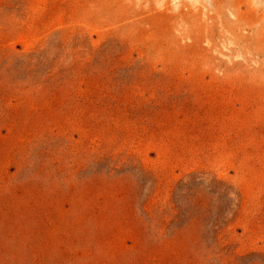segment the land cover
I'll return each instance as SVG.
<instances>
[{"label": "rangeland", "instance_id": "obj_1", "mask_svg": "<svg viewBox=\"0 0 264 264\" xmlns=\"http://www.w3.org/2000/svg\"><path fill=\"white\" fill-rule=\"evenodd\" d=\"M219 1L0 0V264H264V0Z\"/></svg>", "mask_w": 264, "mask_h": 264}, {"label": "bare ground", "instance_id": "obj_2", "mask_svg": "<svg viewBox=\"0 0 264 264\" xmlns=\"http://www.w3.org/2000/svg\"><path fill=\"white\" fill-rule=\"evenodd\" d=\"M192 1H193V0H192ZM220 1H221V0H220ZM220 1H219V2H220ZM225 1H226V0H225ZM228 1H229V0H228ZM226 2H227V1H226ZM193 3H194V2H193ZM221 3H222V2H221ZM227 3H228V2H227ZM225 4H226V3H225ZM233 4H234V3H233ZM234 5H235V4H234ZM225 6H226V5H225ZM234 7H235V6H234ZM134 8H135V7H134ZM155 8H156V7H155ZM162 8H166V7H165V6H164V7H161V10H162ZM219 8H220V7H219ZM165 10H167V9H164V12H165ZM170 10H171V9H170ZM181 10H182V9H181ZM189 10H190V12H191V9H189ZM222 10H223V9H222ZM142 11H143V10H142ZM184 11H185V10H184ZM184 11H183V12H184ZM197 11H198V10H197ZM218 11H219V10H218ZM238 11H239V10H238ZM164 12H163V13H164ZM168 12H169V11L167 10V12H165V13H168ZM179 12H180V11H179ZM186 12H188V11H185V14L187 15L188 13H186ZM216 12H217V11H216ZM216 12H215V13H216ZM172 13H173V12H172ZM172 13H170V14H172ZM192 13H193V12H192ZM152 14H153V13H152ZM155 14H156V13H154V15H155ZM175 14H176V13H174V15H175ZM181 14H182V13H181ZM168 15H169V14H168ZM174 15H173V17H174ZM182 15H183V14H182ZM191 15H192V14H191ZM157 16H158V15H157ZM157 16H156V17H157ZM166 16H167V14H166ZM169 16H171V15H169ZM188 16H189V15H188ZM188 16H187V17H188ZM199 16H200V14H199ZM223 16H224V15H222V18H223ZM235 16H236V15H235ZM161 17H163V15H162ZM173 17L171 16L172 19H174ZM177 17H178V16H177ZM200 17H201V16H200ZM242 17H243V16H242ZM242 17H241V18H242ZM154 18H155V16H154ZM158 18H159V17H158ZM168 18H169V17H167V19H168ZM184 18H185V17H184ZM216 18H217V17H216ZM239 18H240V15H239ZM239 18H238V19H239ZM243 18H244V17H243ZM151 19H152V16H151ZM175 19H176V18H175ZM191 19H192V18H191ZM207 19H208V18H207ZM235 19H236V18H235ZM238 19H237V20H238ZM156 20H157V19H156ZM159 20H160V19H159ZM159 20H158V21H159ZM176 20H177V19H176ZM182 20H183V19H182ZM192 20H193V19H192ZM202 20H203V19H202ZM204 20H206V19H204ZM221 20L223 21V19H221ZM239 20H240V19H239ZM149 21H150V20H149ZM165 21H166V19H165ZM168 21L170 22L171 20H168ZM172 21H173V20H172ZM183 21H184V20H183ZM233 21H235V20H233ZM181 22H182V21H181ZM194 22H195V21H194ZM207 22H208V21H207ZM207 22H206V24H207ZM218 22H219V20H218ZM230 22H231V21H230ZM239 22H240V21H239ZM239 22H238V23H239ZM244 22H245V21H244ZM151 23H153V22L151 21ZM157 23H158V22H157ZM175 23H176V22H175ZM203 23H205V22H203ZM209 23H211V22H209ZM216 23H217V22H216ZM220 23H221V22H220ZM233 23H234V22H233ZM251 23H253V22H251ZM155 24H156V23H155ZM172 24H173V23H172ZM227 24H228V23H227ZM229 24H230V23H229ZM241 24H242V23H241ZM249 24H250V23H249ZM132 25H133V24H132ZM151 25H152V24H151ZM156 25H157V24H156ZM156 25H155V26H156ZM170 25H171V24H170ZM215 25H216V24H215ZM231 25H232V23H231ZM242 25H243V24H242ZM242 25H240V26H242ZM244 25H245V24H244ZM244 25H243V26H244ZM148 26H149V25H148ZM174 26H175V25H174ZM202 26H203V25H202ZM204 26H205V25H204ZM151 27H152V26H151ZM151 27H150V28H151ZM153 27H154V25H153ZM163 27H164V26H163ZM167 27H168V26H167ZM210 27H212V26H210ZM218 27H219V26H218ZM223 27H224V25H223ZM177 28H178V27H177ZM191 28H192V27L190 26V29H191ZM200 28H205V27H200ZM221 28H222V26H221ZM225 28H226V27H225ZM231 28H232V27H231ZM263 28H264V27H263ZM147 29H148V28H147ZM156 29H157V28H156ZM190 29H189V30H190ZM198 29H199V28H198ZM228 29H229V28H228ZM228 29H227V30H228ZM237 29L239 30V28H237ZM241 29H242V27H241ZM259 29H260V27H259ZM132 30H133V29H132ZM183 30H184V28L182 29V31H183ZM189 30L187 31V33L189 32ZM204 30L206 31V29H204ZM246 30H247V29H246ZM253 30H254V29H253ZM261 30H262V29H261ZM194 31H195V30H194ZM200 31H201V30H200ZM211 31H212V30H211ZM254 31H255V30H254ZM154 32H155V30H154ZM191 32H192V31H191ZM212 32H215V31H212ZM219 32H220V31H219ZM232 32H233V31H232ZM232 32H231V34H232ZM241 32H242V31H240V32H238V33L240 34ZM257 32H258V31H257ZM260 32H261V31H260ZM150 33H151V32H150ZM155 33H156V32H155ZM183 33H185V30H184ZM199 33H200V32H199ZM205 33H206V32H205ZM205 33H204V34H205ZM236 33H237V32H236ZM238 33H237V35H239ZM255 33H256V32H254V34H255ZM181 34H182V33H181ZM197 34H198V33H197ZM209 34H210V33H209ZM212 34H213V33H212ZM219 34H220V33H219ZM242 34H243V33H242ZM242 34H241V37L245 36V35L242 36ZM244 34H247V33H244ZM252 34H253V33H252ZM254 34H253V35H254ZM132 35H133V34H132ZM158 35H159V34H158ZM182 35H183V34H182ZM185 35H186V34H185ZM188 35H189V34H188ZM192 35H193V34H192ZM194 35H195V34H194ZM232 35H233V34H232ZM256 35H257V33H256ZM161 36H162V35H161ZM186 36H187V35H186ZM213 36H214V35H213ZM247 36L251 37L249 34H248ZM258 36H260V35H258ZM175 37H176V36H175ZM187 37H188V36H187ZM189 37H191V36H189ZM196 37H198V36H196ZM204 37H206V36H204ZM255 37H256V36H255ZM160 38H161V37H160ZM201 38H202V36H201ZM221 38H223V37L221 36ZM229 38H230V37H229ZM237 38H239V36H238ZM247 38H248V37H247ZM257 38H258V37H257ZM257 38H253V37H252V39L250 38L251 40H249V41H253V39L256 40ZM158 39H159V38H158ZM190 39H191V38H190ZM195 39H196V38H195ZM199 39H200V38H199ZM207 39H208V38H207ZM248 39H249V38H248ZM179 40H180V38H179ZM182 40H183V39H182ZM192 40H193V39H192ZM199 41H201V40H199ZM243 41H244V40H243ZM246 41H247V39H246ZM257 41H258V40H256V42H257ZM159 42H160V41H159ZM181 42H182V41H181ZM186 42H187V41L185 40V43H186ZM202 42H203V41H202ZM157 43H158V41H157ZM177 43H178V42H177ZM187 43H188V42H187ZM191 43H194V42L191 41L190 44H191ZM195 43H196V41H195ZM258 43H259V42H258ZM180 44H181V43H180ZM196 44H197V43H196ZM232 44H233V43H232ZM240 44H241V43H240ZM244 44H245V43H244ZM244 44L242 43L243 47H242V45H240V47L245 48V49H241V50H244L242 53H243V54H244V52L247 53V52H246V48L248 49V53H249V52L252 50V49L250 48L252 45H250V44H253V43H249L250 47H249V46H248V47L250 48V51H249V48L246 47L248 43L246 42V45H245V46H244ZM159 45H160V44H159ZM187 45H188V44H187ZM228 45H229V44H228ZM233 45H236V44H233ZM259 45H260V44H259ZM183 46H184V44H183ZM253 46H254V44H253ZM187 47H189V46H187ZM194 47H195V46H194ZM202 47H203V46H202ZM254 47H255V46H254ZM175 48H176V47H175ZM231 48H232V47H231ZM234 48H235V47H234ZM234 48L231 49V50H232V51H235ZM252 48H253V47H252ZM258 48H259V47H258ZM258 48H257L255 51H260V50H258ZM207 49H208V48H207ZM253 49H254V48H253ZM172 50H173V49H172ZM189 50H190V49H189ZM200 50H201V49H200ZM202 50H203V49H202ZM204 50H205V48H204ZM208 50H209V49H208ZM236 51H237V50H236ZM236 51H235V52H236ZM238 51L240 52V50H238ZM252 51H253V50H252ZM242 53H241V54H242ZM250 53H251V52H250ZM261 53H262V52H261ZM261 53H260V54H261ZM200 54H202V52H201ZM251 54H253V53H251ZM251 54H250V55H251ZM260 54H259V55H260ZM211 55H212V54H211ZM255 55H256V54H255ZM261 55H262V54H261ZM198 56H200V55H198ZM237 56H238V55H237ZM256 56H257V55H256ZM262 56H263V55H262ZM192 57H193V56H192ZM194 57H195V56H194ZM206 57H207V56H206ZM259 57H260V56H259ZM263 57H264V56H263ZM190 58H191V55H190ZM245 58H246V57H245ZM252 58H253V56H252ZM192 59H194V58H192ZM198 59H199V57H198ZM253 59H254V58H253Z\"/></svg>", "mask_w": 264, "mask_h": 264}]
</instances>
